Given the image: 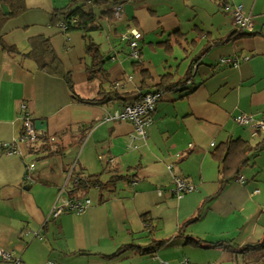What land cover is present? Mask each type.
I'll return each instance as SVG.
<instances>
[{
    "label": "crops",
    "instance_id": "0c3cea01",
    "mask_svg": "<svg viewBox=\"0 0 264 264\" xmlns=\"http://www.w3.org/2000/svg\"><path fill=\"white\" fill-rule=\"evenodd\" d=\"M5 1L0 16L24 10L0 23V250L21 264H264V250L253 248L264 238V132L253 136L235 121L264 114V0L126 2L90 34L109 58L104 82L88 80L82 33L51 24L70 0ZM234 4L252 18L246 35L224 8ZM130 29L141 33L131 66L119 55ZM38 36L49 38L73 92L62 75L23 56ZM145 46L164 58L158 73L144 60ZM155 91L161 97L146 139L128 120L104 121ZM22 106L33 123L46 122L34 143L20 140ZM97 174L127 179L76 191L79 179ZM175 177L193 190L177 197ZM62 187L61 197L90 206L51 216Z\"/></svg>",
    "mask_w": 264,
    "mask_h": 264
},
{
    "label": "trees",
    "instance_id": "16d2710c",
    "mask_svg": "<svg viewBox=\"0 0 264 264\" xmlns=\"http://www.w3.org/2000/svg\"><path fill=\"white\" fill-rule=\"evenodd\" d=\"M131 0H70L69 3L61 8L56 9L51 16V24L56 25L59 30L63 33L79 31L83 35V39L85 41V53L91 59V66L87 69L88 80H93L95 78H99L102 82L107 80V74L104 69V63L109 60V58H105L101 52H99L98 46L91 39V32L100 30L101 26L99 24V19L104 16L108 18H112L113 11L115 6H122L126 2ZM21 0H6L5 4L10 5L11 7L14 4H18ZM100 8H107V10L102 11L99 15L96 10ZM18 11L11 12L7 14V16H0V23L3 22L8 17L16 15L24 10L23 6L18 7ZM237 33V31H236ZM249 33V32H248ZM247 33L238 34V36L246 35ZM30 50L23 54L25 58L33 60L37 67L50 75H62L65 78V81L68 84L69 89L72 91L73 86L70 79L69 74L63 72L61 67V62L53 48L51 46L50 40L47 37L38 36L30 39L29 41ZM2 49L7 53H20L16 47H5L2 46ZM139 49V48H138ZM140 52V51H139ZM138 62L139 60H134ZM161 79H164L162 77ZM80 102L84 103H94L99 102V99L93 100H84L77 99ZM234 142H230L229 148L231 144ZM237 142H235L236 144ZM240 145V143H239ZM238 145V146H239ZM233 151L236 148H232ZM242 153L245 154L246 151L249 150L247 144H244L241 148ZM114 168V167H110ZM112 172H108V174ZM114 173V172H113ZM102 174L97 175H89L82 177L77 181L75 186L76 191L89 188V187H99L104 188L109 184L115 185L119 181H123L127 179V176H117L112 174L106 182L101 181ZM217 245H220L217 243ZM128 246L121 247L117 252L111 255V257L119 256ZM132 247V246H130ZM256 250H264V238L258 241L253 248Z\"/></svg>",
    "mask_w": 264,
    "mask_h": 264
},
{
    "label": "built area",
    "instance_id": "2783aa9c",
    "mask_svg": "<svg viewBox=\"0 0 264 264\" xmlns=\"http://www.w3.org/2000/svg\"><path fill=\"white\" fill-rule=\"evenodd\" d=\"M224 8L229 11L234 25L237 27V33L242 34L244 32L252 31V18L250 15L244 13V8L242 4H234L232 6L225 5ZM122 12L121 6H115L113 14L115 17H119ZM123 40H126L130 48V57L133 60H139V40L141 39V33L136 29H130L128 32L122 35ZM228 61V60H227ZM233 67L237 66V62L230 63ZM161 97L160 91L155 92H146L141 95L138 101L135 103L125 105L121 110L115 112L112 116L105 117V122L110 121H121L128 120L132 123L135 131V136L142 139H146V129L152 124V115L155 111L156 104ZM22 111V127L23 132L20 140L25 142H36L41 137L42 132L35 129L34 123L31 120L29 113L26 110L25 106L21 107ZM237 124L242 127L250 128L252 130V135L256 136L258 133L264 132V114L259 118L255 119L250 115H238L235 118ZM109 165L114 167V160L110 159ZM30 168L33 167V164L29 165ZM175 188L173 193L180 197L184 193L193 190L191 186L186 184L180 178H174ZM63 192V187L61 188L57 201L51 210V216L57 217L60 214L72 211L76 213H81L90 206V201L87 198H78V197H67L63 198L60 195ZM34 236H37L38 233H33ZM0 259L5 261H10L13 264H21L19 259L13 257L9 252H4L0 250ZM48 264H54L49 262ZM161 264H168L162 263ZM179 264H189L187 259H183Z\"/></svg>",
    "mask_w": 264,
    "mask_h": 264
},
{
    "label": "rangeland",
    "instance_id": "374dc122",
    "mask_svg": "<svg viewBox=\"0 0 264 264\" xmlns=\"http://www.w3.org/2000/svg\"><path fill=\"white\" fill-rule=\"evenodd\" d=\"M187 1H191V0H187ZM169 3H174L176 6H179L181 4L184 5L185 3L188 4L186 2V0H183V1H181V0H169ZM165 6L169 7L168 4H166ZM188 10L191 11L190 8H188ZM120 33H118V34H120ZM122 35H123V33H121L120 38L122 37ZM96 41L98 42L97 39H96ZM121 41H122V39H121ZM101 42L104 43V40H102ZM119 43L120 42H119V39H118L116 44L118 45ZM105 48H106L105 44H103L101 50L104 52ZM122 48H124V51L122 53H120L119 55L121 56L122 59H126L128 64H129V66H131V61L133 59L130 57V48H129V46L128 47H126V46L124 47V44H123ZM144 60L152 62L151 63L152 67H155L154 69H156L155 71H157V73H158V70H157L156 66L159 65V67H162V65H163L162 62L164 61V58H163L161 52H158V50L157 51H153V50L149 49L147 46H145V49H144ZM103 86H106V85L104 84Z\"/></svg>",
    "mask_w": 264,
    "mask_h": 264
},
{
    "label": "water",
    "instance_id": "95a60500",
    "mask_svg": "<svg viewBox=\"0 0 264 264\" xmlns=\"http://www.w3.org/2000/svg\"><path fill=\"white\" fill-rule=\"evenodd\" d=\"M34 127H35V129H37V130L45 131V130H46V122L43 121V120H36V121L34 122Z\"/></svg>",
    "mask_w": 264,
    "mask_h": 264
}]
</instances>
